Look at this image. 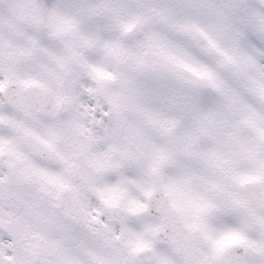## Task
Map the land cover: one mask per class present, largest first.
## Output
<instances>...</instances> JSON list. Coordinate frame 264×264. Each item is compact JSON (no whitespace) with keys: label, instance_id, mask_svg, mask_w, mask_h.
I'll use <instances>...</instances> for the list:
<instances>
[{"label":"snow or ice","instance_id":"1","mask_svg":"<svg viewBox=\"0 0 264 264\" xmlns=\"http://www.w3.org/2000/svg\"><path fill=\"white\" fill-rule=\"evenodd\" d=\"M0 264H264V0H0Z\"/></svg>","mask_w":264,"mask_h":264}]
</instances>
